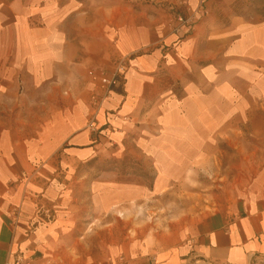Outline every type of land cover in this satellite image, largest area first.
Wrapping results in <instances>:
<instances>
[{"label": "crops", "instance_id": "obj_1", "mask_svg": "<svg viewBox=\"0 0 264 264\" xmlns=\"http://www.w3.org/2000/svg\"><path fill=\"white\" fill-rule=\"evenodd\" d=\"M216 1L186 31L125 0H0V264H264V181L177 237L103 220L210 163L222 140L238 146L244 122L258 132L264 20L223 22ZM124 58L108 92L99 77Z\"/></svg>", "mask_w": 264, "mask_h": 264}, {"label": "rangeland", "instance_id": "obj_2", "mask_svg": "<svg viewBox=\"0 0 264 264\" xmlns=\"http://www.w3.org/2000/svg\"><path fill=\"white\" fill-rule=\"evenodd\" d=\"M132 4L136 12L144 10L148 16V25L158 28H184L180 17L189 19L197 14H207L209 0L197 1L193 12L190 0H125ZM212 12L223 22L242 17L250 21L264 20V0H217L211 6ZM196 23V21H195ZM186 31L187 28H184ZM264 118V117H263ZM250 123H243L241 138H227L219 144L218 151L211 154L210 163L189 171L183 179L175 182L161 194L148 195L142 201L125 204L128 214L122 218L110 219L114 225L125 222L130 227L132 238L157 236L166 233L168 236L179 235L192 223L203 216L218 210L235 206L241 196L250 194L255 185L264 181V120L258 128L259 136L254 135ZM231 142L232 144H229ZM128 165L130 172L143 178L149 184L153 172L143 161L139 164L131 159ZM92 218H85L79 228L88 226ZM102 226V220H98ZM100 230V229H99ZM144 233H141L143 232ZM81 229L68 235L66 256L78 259L82 236H88ZM81 236V237H80ZM79 242V243H78Z\"/></svg>", "mask_w": 264, "mask_h": 264}, {"label": "built area", "instance_id": "obj_3", "mask_svg": "<svg viewBox=\"0 0 264 264\" xmlns=\"http://www.w3.org/2000/svg\"><path fill=\"white\" fill-rule=\"evenodd\" d=\"M179 21L182 22V26L184 28L190 29L195 23V16H192L189 19L180 17ZM127 71H128V58H124L116 63L113 71L110 74L104 73L99 77V79L109 92L110 90L120 85L125 80ZM7 264H23V263L21 260H19L16 262H9Z\"/></svg>", "mask_w": 264, "mask_h": 264}]
</instances>
